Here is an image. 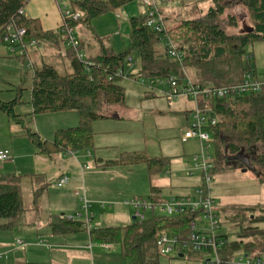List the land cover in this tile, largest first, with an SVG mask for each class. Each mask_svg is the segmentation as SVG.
Returning a JSON list of instances; mask_svg holds the SVG:
<instances>
[{
  "label": "rangeland",
  "instance_id": "rangeland-1",
  "mask_svg": "<svg viewBox=\"0 0 264 264\" xmlns=\"http://www.w3.org/2000/svg\"><path fill=\"white\" fill-rule=\"evenodd\" d=\"M234 1L227 0L228 5L220 17L223 27L230 33L242 34L250 31L253 26L247 9ZM64 2L69 6L72 5L70 0H62L61 4L63 5ZM221 2L222 0H171L161 3L160 8L165 17L166 27L171 28L183 19H197L205 16ZM147 9L148 7L141 0H134L120 9V12L108 11L98 15L92 21L95 35H99L105 44H110L113 52H123L129 49L131 44L129 18L146 12ZM247 50L252 53L251 65L255 67L258 74H263L264 40H258L249 45ZM45 51L47 62L54 64L63 74L70 72L73 54L67 49L66 44H62L61 53L57 47ZM0 55L11 56L9 61L1 57L0 97L4 100L13 99L18 95L19 88L24 87L22 101L16 106L15 111L26 115L32 111L30 94L35 68L28 66V63L33 61L36 67L41 66L40 50L35 47L31 53L32 59L25 57L26 60H24V57L19 59L3 45L0 46ZM132 58V65L126 66L125 76L120 83L124 87L123 98L119 99L121 103H115L122 118L95 119L93 121L95 137L89 150L108 160L118 159L122 148L131 146L116 142L119 141L116 138H122L131 141L134 150L144 151L149 156H169L170 164L164 172L153 175L149 174L145 163L113 166L101 164L102 168L97 167L102 171L99 176L94 177L93 184H103L105 188L110 186L114 193L110 196V200H101L100 203H93L88 198L92 202L89 212L94 214L91 227L130 224L134 215V207L130 200L137 197H150L151 184L158 185L159 177H168L176 193H193L195 186L201 184V176L198 172L193 176H187L185 173L187 169L193 167V156L200 151V142L196 138L182 139L192 118V112L189 113L186 109L195 108L196 102L184 95L169 96L167 93L170 90L169 78L142 77L145 78L142 82V78L137 80L128 76L130 73H136L140 68V58L136 52L132 53ZM187 72L191 75L190 71L187 70ZM79 119L77 110L43 112L34 116L32 125L38 130L36 122L40 120L42 128L46 132H52L55 128L75 126L79 123ZM12 124L14 125L13 122ZM8 125H11L9 116L0 110V141L5 144L4 149H12L14 144L18 145L17 139L9 132ZM124 140L119 142H126ZM18 147L23 154L17 170L13 169L10 173L22 175L21 190L25 209L12 228L0 229V254L2 255L0 264H17L19 261L27 260L33 261L34 264H133L129 258L122 255L119 244L114 243L107 247L104 243L92 242L87 228L66 234H55L52 231L49 225L50 214H64L68 218L85 221L86 210L80 198L83 188L71 186V189L66 184L63 187L57 186L58 180L62 177H67L72 184L74 182L72 173L59 176L58 173L54 175L49 173L42 177L51 184H44V193L37 194L40 191L39 186L43 184L34 185V178L25 174L26 171L33 170L32 162L25 155L24 146L18 145ZM89 150L68 154L72 163L76 161L78 164L76 170L79 174H81L79 167L87 161ZM211 153L216 158L214 143ZM216 164L220 166L217 162ZM115 166L123 167V170H119L121 173L107 170ZM245 168L247 169L244 170ZM167 171L173 173L167 175L165 174ZM8 173L0 171V174ZM213 176L211 193L216 197L214 212L220 221V230L226 232L231 240L262 242L264 234L245 237L239 235L241 229L246 227L264 229V182L260 180L256 170L225 163L213 171ZM85 179L87 182V178ZM180 182H192L195 185L180 188L182 186L178 185ZM48 186L49 194L46 191ZM77 191L80 192L79 196L76 194ZM176 193L164 192L162 200H169L177 195ZM157 214L160 213L157 212ZM7 221L6 218H0V223ZM249 253L261 254L264 257L263 247H257ZM156 254V248L149 249V260H154ZM206 257L205 252L193 253L185 250L184 256L160 254L157 264H206Z\"/></svg>",
  "mask_w": 264,
  "mask_h": 264
},
{
  "label": "trees",
  "instance_id": "trees-1",
  "mask_svg": "<svg viewBox=\"0 0 264 264\" xmlns=\"http://www.w3.org/2000/svg\"><path fill=\"white\" fill-rule=\"evenodd\" d=\"M29 1L0 0V29L15 23L27 29L25 41L28 45L33 42L35 45L52 42L62 47L67 40V35L63 31L64 23L75 27L78 23H84L93 30L92 21L96 16L108 11L117 12L134 0H70L73 8L81 12V18L77 21L65 18L57 30L45 29L37 17L20 14V10L25 9ZM169 1L171 0L158 1L161 12L160 4ZM234 2L242 4L247 9L253 26L250 31L242 34L230 33L223 27L220 17L224 14L228 2L222 0L219 6L212 8L205 16L183 19L171 28L166 27L165 31L169 36L179 41L178 51L181 58H173L162 41L163 32H158L147 25L149 17L147 9L146 12L129 18L131 41L129 49L115 53L105 47L98 56L86 57L90 62L87 67L70 48L68 50L73 54V71L63 74L49 62L34 68L30 94L32 111L29 117L28 114L22 115L15 111L16 106L22 101L24 87L19 88L18 95L13 99L4 100L0 97V110L22 125L25 135L40 154L54 157L58 153L89 150L92 147L95 137L93 121L107 116L102 110V104L121 103L119 99L123 98L124 87L120 83L125 76L126 66L133 60V58L129 60V57H132L134 52L140 58V68L128 76L137 80L142 77L166 78L171 73L183 75L185 69L191 72L192 76L190 73L189 75L193 77L194 82L205 86L239 82L245 71L251 67L252 53H249L247 48L258 40H264V0ZM118 72L123 74L118 75ZM200 105L203 108H211L221 118L216 125L208 127L215 145L216 162L220 164L216 165L214 171L225 163L243 166L240 161H235L231 157L244 153L249 156L258 177L264 182V89L244 96L201 100ZM66 110H77L80 115L79 123L56 130L53 139H44L31 126L34 116L38 113ZM137 163H145L149 174L153 175L166 170L170 164V157H153L140 150L124 151L118 159L105 161L103 165ZM21 179L22 175L17 173L0 174V218L8 219L7 222L0 223L1 230L12 228L25 209ZM150 188V197L155 201H161L160 187L151 185ZM43 192L44 189H40L37 194ZM197 215L185 212L175 217H166L150 212L145 219H133L127 225L93 227L89 234L92 242L119 244L122 255L129 258L133 264H157L158 257L162 254L157 246L158 234L162 230H169L185 236L190 232V225ZM50 226L55 234L84 229L81 220L56 214L52 215ZM254 234H264V229L246 227L241 229L239 235L245 237ZM257 247H263L264 250V239L262 242L232 239L226 250H222L221 253L226 257L241 248L251 252ZM152 248L157 249V254L156 258L150 261L149 249ZM17 264L34 263L19 261Z\"/></svg>",
  "mask_w": 264,
  "mask_h": 264
},
{
  "label": "built area",
  "instance_id": "built-area-1",
  "mask_svg": "<svg viewBox=\"0 0 264 264\" xmlns=\"http://www.w3.org/2000/svg\"><path fill=\"white\" fill-rule=\"evenodd\" d=\"M159 0H142L143 4L148 6L147 25L158 32H163L162 41L167 47L173 58H181L178 51L179 41L172 39L165 31L166 25L162 12L159 10ZM70 7V8H69ZM63 19L79 20L81 12L75 10L73 6L63 3L61 6ZM25 10L21 9L20 14ZM64 32L67 35L66 43L73 50L79 60H83L87 67L90 62L87 61L86 55L81 49V40L76 31V27L64 23ZM27 29L24 26H18L10 23L0 29V46H6L16 56L28 57L30 60V51L35 45L33 42L28 45L25 41ZM129 65H132L131 63ZM28 66H33L29 61ZM89 69V68H88ZM122 75V72H118ZM170 90L169 96H187L196 102L192 110L190 126L182 136L183 140L196 138L200 142V151L193 156V167L186 170L187 176H193L197 172L201 176V184H197L193 193L175 195L169 200L155 201L151 197H137L130 200L134 207L135 219L143 220L150 212L161 216L175 217L185 212L198 214L196 219L190 225V232L187 235L177 234L169 230H162L157 237V246L163 255L179 256L185 250L195 253H207L206 264H264V257L258 254H251L244 249H239L231 255L222 256V250L231 242L229 235L222 232L221 224L217 218L214 208L216 198L211 193V183L214 179L213 171L216 167V158L211 153L212 144L214 143L211 132L208 127L216 125L220 120L219 115L211 108H203L200 105L201 100L210 101L215 98L225 96H244L264 89V73L258 74L257 70L251 65L246 70L239 82L220 86H205L201 83L194 82L188 72L184 69L183 75L171 73L168 77ZM144 82V79H142ZM91 156L90 151L88 152ZM11 157L8 149L0 150V159L6 160ZM86 168L89 166L86 165ZM68 183L67 177L58 180L57 185L63 186ZM85 207H89L85 199ZM87 210V209H86ZM93 215L86 212L85 221H82L83 227L89 229ZM105 246L110 247L109 244ZM2 255L0 254V258Z\"/></svg>",
  "mask_w": 264,
  "mask_h": 264
},
{
  "label": "crops",
  "instance_id": "crops-1",
  "mask_svg": "<svg viewBox=\"0 0 264 264\" xmlns=\"http://www.w3.org/2000/svg\"><path fill=\"white\" fill-rule=\"evenodd\" d=\"M61 1H58V0H30L24 9L25 14L28 16L39 18L41 21V24L43 25V27L45 29L57 30L63 24V16H62V12H61V6H62ZM119 12L117 14H119ZM76 29L79 33L80 39H82L81 48H82L83 52L85 53L86 57L98 56L100 53L103 52V49L105 47L108 48V50L109 49L112 50V46L110 44H107V43L105 44L104 40L100 36L96 37V35L93 32V30L91 29V27L88 26L87 24L78 23L76 26ZM65 44L67 46V49H70V47L67 45V43H65ZM35 47H38L40 50L39 60L41 61V65L43 63L47 62L45 50H47L49 48L54 49L57 47L60 50L59 53L62 52L61 46L58 47L52 42H44L42 44H39V45L37 44V45H34L32 47V49L30 51V59H32L31 53L34 51ZM1 57H4L8 61L11 58V56L0 55V61L2 60ZM23 59L26 60L25 57ZM32 64L34 67H36L35 63L33 61H32ZM70 66H72V64ZM71 71H73V66H72V68H70V72ZM102 106H103L102 110L105 112L104 114H106L107 116L101 117V118H103V119L104 118H113V119H121L122 118L121 114L118 111L117 104L104 103V104H102ZM193 109H190V110L186 109V111L190 113V112H192ZM27 117H29V116H27ZM187 118L189 121L190 118H189L188 114H187ZM9 119H10V124L12 125V126L8 125L9 132L13 135V137L15 139H17L16 143H18V145L24 146V148H25L24 153H25V155H27L29 157V159L32 162L31 166L33 167V170H31L29 172L26 171L25 174L27 176H32V178H34L33 179L34 185L38 186V185L43 184L42 186H39L40 189H43L44 184H49V185L51 184L47 180L46 181L44 180L45 178L42 177V175H44V174L48 175L49 173H51L54 175V174L58 173V176H59V175H63V174H66V175L69 174L70 175V173H72V175H73L72 179L74 180V182L72 184H70L69 179H68V183H66V186L70 187L71 189H72L71 186L79 187V189L83 188V194H81L79 191H77L76 194L79 196V193H80V195H81L80 198L83 202V206H84L85 210L87 209L86 212H89V208L92 207V202L93 203H100L101 200H110L111 199L110 196L114 192L110 189V186L105 188V186L103 184H96V185L93 184L94 177L99 176L100 171H102L101 169H98L97 167L100 166L102 168L103 166L101 164H103L105 162L104 160H108V159H106L102 156H97L96 154H93L92 151H90L91 156H89V153L87 154V156H88V157H86L87 161H84V163L81 165V167H79L81 169V174H79V173H77V170H76V166L78 164L76 163V161L74 163H72V161L69 159V157H70V155H68L69 152L58 153L54 157H51V156H48L45 154H40L38 152L37 147L33 143H31V141H29V139L26 137L25 129L22 127V125L15 122L10 117H9ZM11 120L14 123V125L12 124ZM33 123H34V120L32 121V124ZM36 123H37L38 130L35 129L32 124H31V126L44 139H53L52 136L55 134L56 130L60 129V128H55L54 130H52V132L51 131L46 132L42 128L40 120H37ZM116 139L119 141L124 140L122 138H116ZM119 141H116V142L131 145L129 148H127V147L122 148L123 150L121 151V153L124 151H128V150H131V151L134 150L132 148L133 144L131 141H126V140H124L126 142H119ZM14 145L15 146H12V149H8L11 153V157L9 159H6V160L0 159V171L1 172H9L10 173L11 171H13V169L17 170V168H18V164H19L20 158H21L23 153H22V150L19 149L17 144H14ZM3 147H6V146L3 142L0 141V150H5ZM115 159H117V158H115ZM58 160H60V161H58ZM86 165H88L89 167L86 168L85 167ZM107 170L108 171L112 170L114 172L121 173V171H119V170H123V167L115 166V167H112L111 169H107ZM172 173H173L172 171L170 173H169V171H167V173L165 172V174H167V175H169V174L171 175ZM85 178H87V182H86ZM159 178L158 179L160 180V183L156 186L160 187V189H161V193H160L161 197L163 196L164 192H169L171 194L176 193L173 191L176 189L172 186L173 183L171 180H169L168 177H162V178L159 177ZM89 183H91V184H89ZM151 185H154V184H151ZM178 185H182V186H180V188H186V187H194L195 183L180 182V184H178ZM176 188H179V187H176ZM46 189H47L46 191L48 193L49 186ZM44 191H45V189H44ZM182 193H176V194L181 195ZM184 194H186V192ZM88 198L92 202L89 201ZM85 199L89 203L88 208L85 207V202H84ZM52 215H55V214H50V221H51ZM60 216L64 217V214H62ZM133 217H134V215H133ZM50 221H49V225H50ZM98 227H100V226H98ZM27 261H29V260H27ZM30 262H33V261H30Z\"/></svg>",
  "mask_w": 264,
  "mask_h": 264
},
{
  "label": "water",
  "instance_id": "water-1",
  "mask_svg": "<svg viewBox=\"0 0 264 264\" xmlns=\"http://www.w3.org/2000/svg\"><path fill=\"white\" fill-rule=\"evenodd\" d=\"M130 59L129 60H131L132 59V57H129ZM242 153H240V154H238V155H236V156H233V157H231V158H233L235 161H240L242 164H243V167L245 166V167H250V168H252V169H254L255 170V167L253 166V164L251 163V160H250V158L248 157V156H242L241 155ZM232 159V160H233ZM247 168H245L244 170H246ZM133 219H135V217H133ZM179 256H184V253H180L179 254Z\"/></svg>",
  "mask_w": 264,
  "mask_h": 264
},
{
  "label": "flooded vegetation",
  "instance_id": "flooded-vegetation-1",
  "mask_svg": "<svg viewBox=\"0 0 264 264\" xmlns=\"http://www.w3.org/2000/svg\"><path fill=\"white\" fill-rule=\"evenodd\" d=\"M241 155L244 156V157H245V156H248V155H246V154H244V153H242ZM248 157H249V156H248Z\"/></svg>",
  "mask_w": 264,
  "mask_h": 264
},
{
  "label": "bare ground",
  "instance_id": "bare-ground-1",
  "mask_svg": "<svg viewBox=\"0 0 264 264\" xmlns=\"http://www.w3.org/2000/svg\"><path fill=\"white\" fill-rule=\"evenodd\" d=\"M212 192V191H211ZM216 198V197H215Z\"/></svg>",
  "mask_w": 264,
  "mask_h": 264
}]
</instances>
